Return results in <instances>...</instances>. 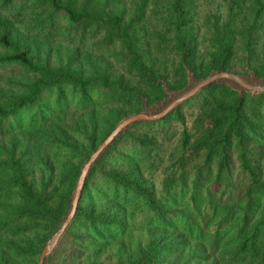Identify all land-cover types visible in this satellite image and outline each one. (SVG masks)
<instances>
[{
  "label": "trees",
  "instance_id": "trees-1",
  "mask_svg": "<svg viewBox=\"0 0 264 264\" xmlns=\"http://www.w3.org/2000/svg\"><path fill=\"white\" fill-rule=\"evenodd\" d=\"M17 1L0 4L8 8ZM21 1L90 28L84 35L100 34L98 46L106 50L118 43L120 67L113 70L81 49L52 65L30 54L24 33L0 12V66L16 65L26 77L16 90L0 86V264L37 263L83 160L122 116L141 109L144 99L164 97L163 82L180 89L186 68L197 78L216 69L250 68L264 75V0H223L225 12L212 22L211 43L202 54L191 34L195 0H155L162 9L154 4L150 17L149 0L129 12L109 7L108 0ZM149 18L154 21L147 25ZM46 22L53 25L48 16ZM52 88L58 92L51 108L14 132L20 116ZM200 96L197 127L183 126L175 142L166 144L165 124L169 119L184 124L181 106ZM263 98L213 84L165 118L130 127L88 176L68 235L73 226L86 224L92 236L105 240L98 247L114 257L111 264H264V175L252 151L253 141L264 139V126L249 104ZM64 147L73 162L55 168L51 152ZM233 162L241 185L223 189ZM149 167L160 171L159 188L145 176ZM128 206L144 210L149 219L146 243L132 252L121 239ZM187 238L196 250L185 256Z\"/></svg>",
  "mask_w": 264,
  "mask_h": 264
},
{
  "label": "rangeland",
  "instance_id": "rangeland-1",
  "mask_svg": "<svg viewBox=\"0 0 264 264\" xmlns=\"http://www.w3.org/2000/svg\"><path fill=\"white\" fill-rule=\"evenodd\" d=\"M155 0L148 1L147 16H151L150 7H157L162 9L160 5L162 2L153 3ZM109 7H114L116 10L129 12L131 6H136L140 4V0H108ZM155 4V6H154ZM23 6V7H22ZM31 7V8H30ZM107 9V8H106ZM0 12L2 15L11 16L14 20L15 28L21 33H24L28 42L27 48L30 54L38 55L42 60L48 61L52 65H56L59 62L65 61L69 54L72 51L78 49L84 50L85 52L90 53V55H95L100 64L104 62L103 65L111 66V69H119V57H120V47L118 43L114 46H111V49L106 50V46H98V38L90 35V33L84 35V31H90V28L82 29L80 26L74 25L73 23L66 20L61 14H51L49 10L45 8H36L32 7L31 2H24L18 0L11 7L3 8L0 4ZM224 1L223 0H195L194 9L191 19V34L196 43V47L199 53H204L211 43V34L210 28L212 22L215 21V18H219L221 14H224ZM160 15V14H159ZM51 18L53 25L49 26L46 22L43 25V20L46 17ZM157 16V15H156ZM161 16V15H160ZM154 21V18L145 19L144 23L147 25ZM83 30V31H82ZM83 34V41L80 42V36ZM264 39V37L262 38ZM262 39L259 40V43L262 44ZM0 49V53H3ZM235 59V58H234ZM233 59V60H234ZM176 58L173 59V61ZM235 68L239 70L241 62L236 58ZM233 61V62H234ZM119 66V67H118ZM120 72V71H119ZM24 71L13 64L1 65L0 66V86H5L8 83L13 90H16L18 83L25 79ZM57 88H52L49 91H44L42 93L40 101L34 107L27 110V113H24L18 119V123L15 124L14 132L18 133V127L26 126L29 118L36 116L37 119H41V110L44 108H51L53 102L57 101ZM201 102V96L197 99L188 102L181 106L180 111L184 119V124L175 119H169L165 124L166 127V141L165 143H174L177 137L179 136L180 131L183 126H186L188 130L193 131L197 127L196 117L199 110V104ZM253 109L257 110L260 115V120L257 122L259 126H264V98L259 101L256 100L252 103ZM21 123V125H20ZM37 128V127H36ZM253 161L254 164L258 167V170L261 174L264 175V139L260 143L253 141ZM54 156L52 159L55 168L58 164H70L73 162V155L70 149L54 148L51 152ZM164 154H166L164 152ZM165 156V155H164ZM150 168V167H149ZM160 171L159 169H152L146 171L145 176L150 180V182L156 188H159L158 184L160 181ZM34 177L39 178V172L36 169ZM242 178L238 175L237 165L233 162L231 166L230 174V183L228 185H223V189L227 188L232 189L233 187H240V180ZM37 181V180H36ZM37 184V183H36ZM262 204V203H261ZM128 226L121 233V239L125 242V246L132 252L135 250L138 244L146 243L148 239L147 229L149 226L148 216L142 209H134L132 206H128ZM93 230H88L86 224H80L73 226L70 234L65 237L61 242L60 248L54 254L52 264H92L94 262L111 264L114 262V257L109 253H106L104 250H100L98 244L104 239H97L95 236H92ZM169 236L168 240H173V234L171 231L164 232ZM194 240L187 238L185 242V256L190 253H193L194 249ZM56 255V256H55ZM190 262V261H189ZM189 264H193L190 262Z\"/></svg>",
  "mask_w": 264,
  "mask_h": 264
},
{
  "label": "water",
  "instance_id": "water-1",
  "mask_svg": "<svg viewBox=\"0 0 264 264\" xmlns=\"http://www.w3.org/2000/svg\"><path fill=\"white\" fill-rule=\"evenodd\" d=\"M186 84L180 89H170L166 83H162L164 97L154 102L147 103L141 109L122 116L110 129L106 136L83 160L76 176L69 201L63 216L58 220L55 228L46 238L40 250L36 264H52L55 252L60 248L61 242L69 233V227L75 220L80 199L86 180L101 156L107 152L113 144L130 127L145 122H156L172 113L180 105L194 98L203 89L213 84H224L239 96L248 94L251 97L264 94V75L257 76L250 68H244V72H235L229 69H216L206 76L197 78L186 68Z\"/></svg>",
  "mask_w": 264,
  "mask_h": 264
}]
</instances>
